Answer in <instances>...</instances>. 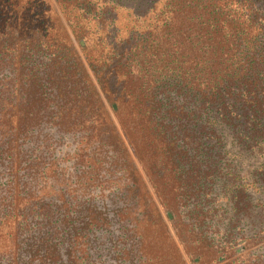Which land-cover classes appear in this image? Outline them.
Here are the masks:
<instances>
[{
	"label": "trees",
	"instance_id": "1",
	"mask_svg": "<svg viewBox=\"0 0 264 264\" xmlns=\"http://www.w3.org/2000/svg\"><path fill=\"white\" fill-rule=\"evenodd\" d=\"M231 144L264 153V0H0V264H165Z\"/></svg>",
	"mask_w": 264,
	"mask_h": 264
},
{
	"label": "rangeland",
	"instance_id": "2",
	"mask_svg": "<svg viewBox=\"0 0 264 264\" xmlns=\"http://www.w3.org/2000/svg\"><path fill=\"white\" fill-rule=\"evenodd\" d=\"M65 143L64 149L72 147L70 140ZM228 150L229 168L222 169L212 190H205L207 196L200 192L188 198L186 204L183 203L182 214L174 221L170 219V213L163 210L168 233L167 236L155 234V239H159L160 247L164 249L165 264H170L178 254L183 264H264V187L259 182L253 185L258 177L255 170L264 163V153L247 154L235 144ZM72 166L70 161V171H74ZM240 184H247L253 190L252 210L233 206V190ZM150 190L155 202L160 204L151 186ZM164 192L169 196V191ZM94 195L98 197L97 201L101 200L97 192ZM204 238L211 240L212 245H205L204 255L198 258L195 248L203 244Z\"/></svg>",
	"mask_w": 264,
	"mask_h": 264
}]
</instances>
